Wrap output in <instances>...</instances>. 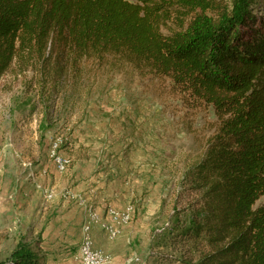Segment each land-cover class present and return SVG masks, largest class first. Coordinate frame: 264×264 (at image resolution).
I'll list each match as a JSON object with an SVG mask.
<instances>
[{"label": "rangeland", "instance_id": "rangeland-1", "mask_svg": "<svg viewBox=\"0 0 264 264\" xmlns=\"http://www.w3.org/2000/svg\"><path fill=\"white\" fill-rule=\"evenodd\" d=\"M251 11L243 30L264 33V0ZM176 27L168 19L163 31ZM219 127L212 105L124 51L48 48L15 60L0 81V262L23 238L42 250L40 264H81L85 224L97 219L93 244L94 226L107 236L105 222L117 236L130 227L117 252L94 244L109 254L106 264H200L216 250L213 236L187 228L210 215L197 165ZM88 198L103 218L84 217ZM131 204L133 219L113 220L110 209Z\"/></svg>", "mask_w": 264, "mask_h": 264}, {"label": "trees", "instance_id": "trees-1", "mask_svg": "<svg viewBox=\"0 0 264 264\" xmlns=\"http://www.w3.org/2000/svg\"><path fill=\"white\" fill-rule=\"evenodd\" d=\"M233 3L0 0V81L15 60L41 58L48 48L124 51L213 106L219 131L197 165L210 215L187 228L213 236L216 250L200 264H264V202L255 206L264 197V33L243 30L255 20V0ZM172 18L177 27L164 33ZM35 244L21 238L0 264H40Z\"/></svg>", "mask_w": 264, "mask_h": 264}, {"label": "crops", "instance_id": "crops-1", "mask_svg": "<svg viewBox=\"0 0 264 264\" xmlns=\"http://www.w3.org/2000/svg\"><path fill=\"white\" fill-rule=\"evenodd\" d=\"M95 191V190H93ZM89 200L88 199H82L81 200V204H84L85 207H84V211H83V214H84V217L86 216L87 218L89 217L91 211H95L99 214L100 217H104L106 214L105 212H103V209H102V206H97L93 209L92 205L87 203V201ZM91 217V215H90ZM90 223H98L100 224V221H98L97 219H94L92 221H88L85 225H87V230L85 231L84 230V237H88V238H92V235H91V232H90ZM103 227V223L101 225ZM127 225H124V227L122 228L121 230V234H124V232H126L130 227H126ZM99 226H94L93 230H92V234H93V237H94V244L95 246L97 247H103L104 250H107V251H115L117 252L116 250L117 249H121L122 248V245H121V238H118V236H120V232L117 236V238H114V239H111L110 237L107 236V234H105L103 232V229H101L100 227L97 228ZM85 229H86V226H85ZM83 237V239H84ZM93 244V246H94ZM66 247V246H65ZM80 249V248H79ZM80 251V250H79ZM123 252V251H122ZM122 252H119L120 254L119 257L122 258ZM76 258V257H75ZM77 259V258H76Z\"/></svg>", "mask_w": 264, "mask_h": 264}, {"label": "built area", "instance_id": "built-area-1", "mask_svg": "<svg viewBox=\"0 0 264 264\" xmlns=\"http://www.w3.org/2000/svg\"><path fill=\"white\" fill-rule=\"evenodd\" d=\"M135 207L131 204V210H111L110 215H116L117 219L119 217H127L128 219H133L135 217ZM110 238L117 231V229L110 228ZM83 252L78 254L76 257L81 264H95V262H102L103 258H110L109 254L105 251L95 248L93 246V238L84 237L83 241Z\"/></svg>", "mask_w": 264, "mask_h": 264}, {"label": "bare ground", "instance_id": "bare-ground-1", "mask_svg": "<svg viewBox=\"0 0 264 264\" xmlns=\"http://www.w3.org/2000/svg\"><path fill=\"white\" fill-rule=\"evenodd\" d=\"M54 145H55V144H54ZM47 196L51 197V194L48 193ZM129 210H130V209H129ZM112 217H113V220H117V216H116V215H112ZM122 218H123V220H124L125 222L129 220L127 217H122ZM119 220H120V219H119ZM104 227H105V229H106L107 232H108V236H110V230H109V227H110V228H113V229H117L116 227L113 226L112 223H106V222H105V224H104ZM114 236H117V231L114 232V234L111 236V238L114 237ZM80 252H81V253L83 252V245L80 247ZM108 262H110V258H103V261H102V262H95V264H103V263L106 264V263H108Z\"/></svg>", "mask_w": 264, "mask_h": 264}]
</instances>
